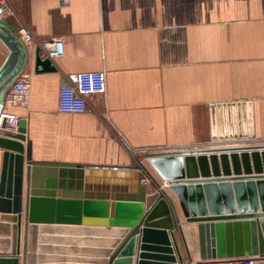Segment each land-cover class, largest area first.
Listing matches in <instances>:
<instances>
[{
    "label": "crops",
    "instance_id": "0c3cea01",
    "mask_svg": "<svg viewBox=\"0 0 264 264\" xmlns=\"http://www.w3.org/2000/svg\"><path fill=\"white\" fill-rule=\"evenodd\" d=\"M3 7L0 17L18 37L24 28L33 38L21 75L30 81V104L9 111L27 120L34 161L132 166L140 154L264 142V0H12ZM58 38L65 40L63 57L51 59L58 71L36 74L35 49ZM7 55L0 42V66ZM85 72L104 73L105 92L90 96L84 113L60 112V88ZM2 157L0 150V175ZM147 169L153 193L163 181ZM168 194L187 256L199 259L197 225ZM76 236L78 248L99 246L84 241L96 232ZM88 250L62 256L99 258Z\"/></svg>",
    "mask_w": 264,
    "mask_h": 264
},
{
    "label": "water",
    "instance_id": "95a60500",
    "mask_svg": "<svg viewBox=\"0 0 264 264\" xmlns=\"http://www.w3.org/2000/svg\"><path fill=\"white\" fill-rule=\"evenodd\" d=\"M0 42L8 50L0 66L1 115L7 92L25 70L28 48L1 17ZM34 63L36 74L58 71L40 47ZM26 134V119L14 133L0 127V264H133L137 241L135 264H188L168 192L186 223L197 225L201 260L233 264L264 258L263 141L147 153L148 165L163 181L149 193L151 174L141 162L90 167L37 162ZM80 232L98 233L84 239L98 248H78ZM87 249L99 258L62 256Z\"/></svg>",
    "mask_w": 264,
    "mask_h": 264
},
{
    "label": "built area",
    "instance_id": "2783aa9c",
    "mask_svg": "<svg viewBox=\"0 0 264 264\" xmlns=\"http://www.w3.org/2000/svg\"><path fill=\"white\" fill-rule=\"evenodd\" d=\"M12 0H0V6H8ZM69 3L70 0H61ZM21 40L29 43L32 36L23 28L20 30ZM64 38L40 42V48L47 57L52 60L63 57L65 52ZM106 89V79L102 72H85L77 76L72 84L63 86L58 93V109L62 113L81 114L87 111L90 96L102 94ZM30 104V81L28 78L19 77L10 87L4 99V109L0 115V127L3 125L7 130L16 131L20 117L9 111L10 108H27ZM188 264H219L218 262H207L200 258H188ZM225 264V263H223ZM233 264H264V258L245 257Z\"/></svg>",
    "mask_w": 264,
    "mask_h": 264
},
{
    "label": "rangeland",
    "instance_id": "374dc122",
    "mask_svg": "<svg viewBox=\"0 0 264 264\" xmlns=\"http://www.w3.org/2000/svg\"><path fill=\"white\" fill-rule=\"evenodd\" d=\"M139 158L141 159V164L144 166V167H148V163H147V160L145 159V155H139Z\"/></svg>",
    "mask_w": 264,
    "mask_h": 264
}]
</instances>
